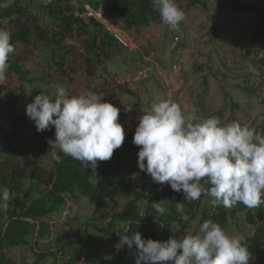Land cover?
<instances>
[{"label":"trees","instance_id":"16d2710c","mask_svg":"<svg viewBox=\"0 0 264 264\" xmlns=\"http://www.w3.org/2000/svg\"><path fill=\"white\" fill-rule=\"evenodd\" d=\"M186 8L200 6L208 12L204 0H185ZM217 8L232 10L236 13L255 15L256 24L252 26L251 45L256 51L264 45V5L260 2L247 3L244 0H213ZM34 0H0V29L11 34V43L22 50L11 54L7 77L14 75L17 87L8 91L16 97L24 90L25 83L33 86L32 98L41 90L37 84L46 77L32 76L25 63L30 55V48L41 43L53 51L54 66L62 74L66 83L73 86L75 80L83 77L95 81L99 69L104 66L113 51L127 52V47L106 26L94 16H87L88 7L93 12L100 11L97 0H51L35 8ZM45 15L53 27L43 24ZM104 15L116 18L125 30H140L150 25H163L159 14L153 10L152 0H112L104 9ZM110 82V81H107ZM205 85V80H203ZM113 83V81H111ZM85 91L104 96V101H113L120 95L134 97L135 94L126 85L108 87H85ZM71 95H76L72 93ZM235 106V103H232ZM12 112L10 127L0 123V137L8 143L0 146V189L7 187L12 198L8 208L0 210V264H15L7 255L13 248L34 240V260L32 264H112L102 252L110 239L119 241V234L139 231L142 238L167 241L177 238L176 228H190V221L199 217V225L205 220L218 223L227 232L231 220H237L245 213L250 233L245 237L251 259L249 264H264V204L250 209L243 204L225 209L223 206L211 207L201 211L205 198L187 203L182 192H175L170 185H160L139 169L137 179L123 175L114 182L120 172L127 169V160H138L139 147L134 145L133 135L125 131L122 146L116 149L108 161L99 162L94 178L92 169H83L80 163L65 156L59 149V159H54L49 170L39 168L35 161L22 162L20 151L12 145L17 139L29 138L31 157L41 159L52 152L49 140L55 139V128L44 132L36 129L28 136L24 112L13 104L0 103V116ZM139 116L132 112L120 111L119 120L135 121ZM207 186V185H206ZM127 190L129 200L119 214L113 212L112 205L119 195ZM66 196L74 201L84 200L93 207L92 216L82 223V235L74 231L65 236H57L53 244L40 248L37 242L50 239L54 235L52 226L46 221L62 212L66 205ZM85 198V199H82ZM166 212L161 215L153 207L154 202H161ZM176 203H184L183 211L177 210ZM104 224L108 227L90 230L87 223ZM198 225V227H199ZM118 243V242H117ZM79 245L80 249L67 253L68 246ZM129 253L127 246L123 249Z\"/></svg>","mask_w":264,"mask_h":264},{"label":"rangeland","instance_id":"374dc122","mask_svg":"<svg viewBox=\"0 0 264 264\" xmlns=\"http://www.w3.org/2000/svg\"><path fill=\"white\" fill-rule=\"evenodd\" d=\"M100 11L93 12L88 7L87 16H94L106 28L116 35L127 47V52L111 53L110 59L99 69V77L89 81L83 77L75 80L73 86L66 83L62 74L54 66L53 51L48 46L35 43L30 48V55L25 67L30 69L32 76L46 77L37 87L50 98L55 97L57 86H64L69 95L85 92V87H110L112 85H126L134 97L120 95L112 103L123 110L125 114L132 112L139 117L151 109V104L161 99H171L179 103L185 114L195 108L197 116L205 119L217 116L222 123L238 121L242 125L255 128L256 132L264 135V45L255 51L251 45L252 26L256 24V16L236 13L232 10H222L215 6L213 0H204L209 11L200 6L186 8L185 0H175V3L185 12L186 19L179 28L170 30L165 24L150 25L139 33L125 30L123 24L116 18L105 16L104 9L112 0H97ZM247 3L264 0H244ZM35 8L42 5L43 0H34ZM45 26L53 27L47 17L42 15ZM22 50L16 46L15 53ZM255 68L259 73L254 74L250 69ZM203 80H205V85ZM110 81V82H107ZM113 81V83H111ZM16 77L11 75L6 84L0 85V103L13 104L25 114L28 136L35 131L34 122L26 116V105L32 96H26L23 91L16 97H11L8 91L17 87ZM232 103L236 105L233 106ZM12 112H4L0 116V123L10 127ZM119 119V118H118ZM119 122L125 131L134 133L139 122ZM8 142L0 137V146ZM12 145L20 151L22 162L35 161L39 168L49 170L55 159L52 152L46 153L41 159L31 157L29 138L17 139ZM127 169L120 172L113 179L114 182L123 175L130 179H137L139 168L136 160L129 157ZM129 200L128 191H123L113 203V212L123 211ZM210 197L205 198L201 211L211 208ZM93 207L86 201H74L66 196V205L62 212L46 221L52 226L54 235L50 239L37 242L40 248L53 244L54 239L65 236L72 231L82 235V223L92 216ZM92 232L94 229L108 227L104 224L87 223ZM199 217L190 221V228L183 230L176 228L179 239L184 234H192L198 230ZM229 235L250 233L246 223L245 213H241L237 220H231L227 232ZM58 236V237H57ZM116 239H110L102 252L103 257L112 264H134L133 256L123 250L115 251ZM34 240H26L24 245L7 252L8 257L15 264H32ZM80 249L79 245L68 246L67 253L71 254ZM50 264V260L44 262Z\"/></svg>","mask_w":264,"mask_h":264},{"label":"clouds","instance_id":"9594fccd","mask_svg":"<svg viewBox=\"0 0 264 264\" xmlns=\"http://www.w3.org/2000/svg\"><path fill=\"white\" fill-rule=\"evenodd\" d=\"M152 7L170 30L178 29L186 19L175 0H152ZM14 52L11 34L0 29V85L6 84L9 57ZM250 70L259 74L255 68ZM23 90L32 96L34 88L25 83ZM25 111L37 132L54 126L55 139L48 141L53 156L59 159L55 151L59 149L84 170L90 167V178L99 162L110 160L125 140L120 109L92 91L69 95L64 86H57L54 98L35 95ZM138 120L132 140L139 147L137 165L153 182L167 183L173 191L182 192L187 203L206 194L213 208L243 204L254 209L264 204V135L255 128L238 121L222 123L217 116L200 119L195 108L185 114L171 99L152 103ZM11 198L7 187L0 189V210L8 208ZM176 205L182 212L184 203ZM153 207L161 215L166 212L163 201L154 202ZM129 232L119 234L114 248L119 252L127 246L134 264H249L251 259L246 237L229 235L212 220L203 221L195 233L167 241Z\"/></svg>","mask_w":264,"mask_h":264}]
</instances>
